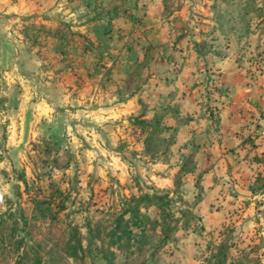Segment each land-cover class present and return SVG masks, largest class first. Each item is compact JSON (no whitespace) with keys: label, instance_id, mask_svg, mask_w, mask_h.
Segmentation results:
<instances>
[{"label":"rangeland","instance_id":"obj_1","mask_svg":"<svg viewBox=\"0 0 264 264\" xmlns=\"http://www.w3.org/2000/svg\"><path fill=\"white\" fill-rule=\"evenodd\" d=\"M159 2V16L141 17L142 25L127 34L117 24L122 19H115L109 36L114 50L106 55L111 59L118 50L116 59L122 54L125 63L130 62L136 76L132 87H140L146 75L153 90L169 91L153 107L142 101L143 89L139 91L136 113L143 111V119L150 118L155 107H171L162 110L168 129L161 134L164 141L154 142L152 156L143 152L145 130L132 114L107 122L92 112L66 115L63 104L41 108L35 101L40 83L61 77L50 72L49 61L41 62V77L21 76L13 65L0 64V264H105L100 258L107 249L102 233L88 243L87 227L100 223L103 228L118 209L117 201L137 194L136 184L142 191H171L173 176L188 154L193 169L182 175L181 190L170 206L174 211L189 206L199 221L177 230L147 264H215L220 243L223 264H264V111L253 104L255 100L260 105L257 99L263 95L264 22L254 25L253 0ZM145 8L133 9L141 15ZM25 25V32L10 36L21 38L22 47L40 60L45 51L33 43L31 24ZM3 46L14 56L12 46ZM90 51L70 53L82 57ZM219 57L241 68L247 90L234 85V73L222 77L224 71L216 65ZM105 68L85 73L94 95L101 94V80L113 75ZM62 83L65 88L67 83ZM94 84L101 87L95 89ZM195 89L199 110L178 113L179 98ZM223 106L228 115L221 122L217 114ZM38 116L46 128H38ZM51 197L53 211L59 201L65 208L53 219L32 218V200L46 205ZM69 240V245L82 247L75 257L66 252ZM144 255H132L127 264H138ZM113 262L121 264V256Z\"/></svg>","mask_w":264,"mask_h":264},{"label":"crops","instance_id":"obj_2","mask_svg":"<svg viewBox=\"0 0 264 264\" xmlns=\"http://www.w3.org/2000/svg\"><path fill=\"white\" fill-rule=\"evenodd\" d=\"M121 1H123V7L132 6V0H0V64L6 62L7 64L5 66L7 67L13 65L21 76L26 75L25 77H27L35 74L36 77H41V74H43L41 62L49 61L47 67L51 65L50 72L61 77H51L49 82L44 81L40 83L43 87L36 90L35 101L39 102L37 103L40 104L41 108L42 105H46L48 109H55L56 106L63 104V113L66 115L90 114L92 112L97 118L99 117L101 120L107 122L117 118L120 119L126 115L137 114V109L140 107L138 97H141L139 92L121 94L116 89V84L120 80L122 71L118 64L119 58L116 59L118 50L111 59H108V56H106V54L114 50L111 44L109 46L111 38L108 36L110 34L103 36L101 39L96 37L98 28L101 26L97 25L101 24L97 19V12L101 8L103 9V7H105L104 11H107V8L115 4H120ZM143 2L147 4L142 6ZM137 7H146L144 10V19L153 18L155 15L159 16L162 10L159 0H137ZM120 8L118 6L116 9L120 10ZM131 11L137 14L140 10L137 9L135 11L131 8ZM118 18L122 19L117 20L116 18L117 24L122 27L120 30L125 31L127 34L134 25L123 16ZM16 22L19 24H14ZM27 23L31 24L30 27L33 28V39H35L33 43L36 45V48L45 51V55L39 57L40 60H37L38 57L36 58L31 55V52L28 53V48L26 50L22 47L23 40L21 38H11L10 36L12 33L18 36V33L25 32L27 29V25L25 24ZM18 25H20L19 28L21 29L23 27V30L20 29V31ZM112 31H114L113 26ZM126 38L127 36L124 37V40ZM89 40L95 46H98V44L100 46L106 44L107 50H105V56L102 57L100 62L105 66L107 65V67L111 66V71L113 72L110 79L101 80L103 87L98 88L101 90L100 95L98 93L94 95V91H91L89 80L85 78V73L93 70V65H95L94 62L96 61L95 55L90 53V55L82 54V57H73L71 56L72 53H70L74 49L82 48L83 44ZM113 41L116 42L115 39ZM123 43H120V45ZM3 44L13 47L14 56H11V53L9 54L5 50ZM54 53L59 56L58 59L53 58ZM42 58L44 60H41ZM53 63H58L57 67L52 66ZM216 65L220 68L221 72L224 71L222 77L225 80L229 76V73H234L236 76L234 77V85H239L240 91L247 90L244 89L247 86L246 79L244 76H241V68L237 67L233 61L231 62L228 58L225 60L218 59ZM58 78L61 79L59 83L57 82ZM62 79L65 84L67 83L65 88H63ZM71 83H77L79 86H76V84L72 89H69L68 86ZM94 86L95 89L96 87H101L97 86V84H94ZM195 90L196 92H190L191 90H189L185 96L179 98V113H193L197 108V111L199 110L196 99L198 92L197 89ZM168 92H162L157 89L153 90L147 83L143 85L144 94H142V101L149 107H153L162 102L160 100L166 99ZM261 93L263 95L257 99L260 105H256L255 100L253 104L258 109L260 108L264 111V87ZM219 110L222 111L217 116L219 121L222 122L223 119H226L228 113L224 106L223 108H219ZM38 117V128H42V126L46 128L44 118L41 116Z\"/></svg>","mask_w":264,"mask_h":264},{"label":"trees","instance_id":"obj_3","mask_svg":"<svg viewBox=\"0 0 264 264\" xmlns=\"http://www.w3.org/2000/svg\"><path fill=\"white\" fill-rule=\"evenodd\" d=\"M255 3L253 7H250L251 11H256L255 26L261 25L264 22V9H263V0H253ZM123 1L120 4H115L112 7L107 8V11H104L105 7L97 12L98 21L101 22V25L98 29L96 37L101 39L104 35L111 34L112 32V23L113 21L123 16L125 19L129 20L135 28V25H142L141 17L144 19L145 12L141 15L136 14L131 9L128 8H137V0H132V6L129 7H121ZM120 6V10H117ZM104 12V13H103ZM120 12V14H118ZM140 27V26H139ZM142 27V26H141ZM110 36V35H109ZM108 36V37H109ZM128 40L131 41V38ZM123 47L127 49L129 44ZM122 47V48H123ZM90 50V53L95 55L96 61L93 65L94 68L104 67L100 61L102 60V56L104 55L106 48V44L100 46L93 45L92 42L86 41L83 44L82 49ZM119 54V52L117 53ZM107 55V54H106ZM110 55V52L108 53ZM105 56V55H104ZM122 59L118 61L119 68H121L123 76L120 77V80L117 81L116 89L119 93H137L140 89H143V85L147 84V76L141 80L140 87H132L135 83V73L129 69L130 62L125 63L126 59L121 54ZM119 58V56H118ZM117 58V59H118ZM222 59V57H219ZM116 60V59H114ZM111 67V66H109ZM105 68V73H112L111 68ZM106 78L109 79V75H106ZM220 87H217V92L220 91ZM162 92L166 90H162ZM168 95V94H167ZM161 104H157L158 106ZM156 106V105H155ZM177 107L178 110V106ZM156 108V107H155ZM153 109V114L148 119H143V114L141 112L137 113L133 116V119L138 124L140 129L145 130V135L142 139L143 152L152 156L155 154L157 150V144L165 140L161 134L168 129V126L165 125L162 121L163 119V111L170 109V105L166 104L160 108L159 111H155ZM211 111V108L208 105V108ZM179 113V110H178ZM211 112H209V115ZM155 144V145H154ZM167 148V146L165 147ZM187 164H191L187 166ZM193 169V161L191 159V154L185 156L184 160L180 163L175 175L172 179V189L169 192L158 193L155 190L151 192L142 191L138 184L137 186V194H130L127 197H123L117 201L118 209L116 211L111 212V216L105 226L101 228L100 223H96L95 225L87 227L88 233V243L93 239H97L99 234L102 233V238L105 243V250L102 249L103 253L100 254V258L104 261L105 264H114L113 260L116 255H120L122 258L121 264H127V261L130 259L132 255L145 254L144 258L138 264H147L148 259L152 258V256L172 237V235L179 229H186L191 225V220L195 219L199 221V217L194 215L192 211L183 207H176L175 211L171 208V203L174 201L173 196L178 195L181 188V177L182 175L189 173ZM57 195L61 194V191L58 189H54ZM178 200L181 201L180 196L177 197ZM52 197L49 198L46 205H42L41 199L34 198L32 200V209L33 214L32 218H49L53 219L57 212L63 210L65 207L62 202H58L55 204V210L53 211L50 203L52 202ZM198 199H195V203ZM185 203V201H183ZM150 210V211H149ZM74 238L73 235L70 237ZM67 242L66 252L69 256L75 257L78 253L79 249L82 251V247L79 243L75 245H69ZM217 252L215 253V264H223L225 258V251L222 249L221 243L218 245ZM87 250L90 251V247L87 246ZM118 253H116V252Z\"/></svg>","mask_w":264,"mask_h":264}]
</instances>
